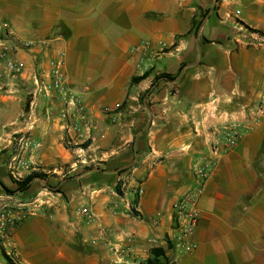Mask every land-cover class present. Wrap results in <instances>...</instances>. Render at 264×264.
Segmentation results:
<instances>
[{"label":"crops","instance_id":"0c3cea01","mask_svg":"<svg viewBox=\"0 0 264 264\" xmlns=\"http://www.w3.org/2000/svg\"><path fill=\"white\" fill-rule=\"evenodd\" d=\"M241 29L264 33V0H0V46L21 66L1 82L0 152L30 134L29 161L56 181L30 183L33 214L6 253L17 264H112L107 246L120 243L143 261L160 248L170 264H264V45L245 44ZM58 60L76 106L42 90ZM160 74L173 78L152 84ZM232 122L249 129L206 179L197 247L182 252L168 243L173 206L209 137ZM6 169L0 156L10 188ZM21 194L0 186L2 200Z\"/></svg>","mask_w":264,"mask_h":264},{"label":"built area","instance_id":"2783aa9c","mask_svg":"<svg viewBox=\"0 0 264 264\" xmlns=\"http://www.w3.org/2000/svg\"><path fill=\"white\" fill-rule=\"evenodd\" d=\"M239 36L245 44L257 43L264 45V33L254 37V34L241 29ZM148 47L146 42L135 46L134 49ZM53 68L50 70V80L47 85L42 86L44 92L53 90L62 97L63 100L69 99L67 103L76 106L78 99L71 94V91L61 72L62 62L60 60L51 63ZM21 66L8 56V50L0 46V88L1 82L6 75H15L20 73ZM257 123V122H255ZM249 129L242 122H232L214 130L208 141V155L197 162L192 168L193 184L185 194L173 206V228L174 234L168 238L172 247L189 253L195 250L196 243L192 239L194 229L198 224L199 214L197 202L200 198L204 183L210 176L213 168L216 166L218 158L229 150L235 148L242 138L243 134ZM34 142L26 137L24 133L16 138L14 145L20 149H26L33 146ZM20 170L12 172L16 177H21L25 170L29 169L27 162L20 161ZM143 193V189L137 186L134 194L138 198ZM81 213L87 218L92 216L88 208H82ZM33 214L28 205L24 203L7 204L0 199V240L5 243L10 238L11 230L16 227L27 215ZM108 251L113 257L112 264H170L168 261L148 263L141 260L132 250L129 244L112 243L108 244ZM12 257L9 253H7ZM13 258V257H12Z\"/></svg>","mask_w":264,"mask_h":264},{"label":"rangeland","instance_id":"374dc122","mask_svg":"<svg viewBox=\"0 0 264 264\" xmlns=\"http://www.w3.org/2000/svg\"><path fill=\"white\" fill-rule=\"evenodd\" d=\"M146 123H147V121H146ZM19 135L20 134L13 135L14 136V138L12 139L13 140V143L15 142L16 138H18ZM25 136L31 138L30 137V134H27L26 133ZM30 151H31L30 148L20 149V148L16 147V145H14L12 150H3V151L0 152V154H1L0 156L3 157V161L6 163V167H7L6 174H7L8 178H9L8 181L11 184V187L8 188V189L11 190L13 193L15 192L14 190L17 187V183L21 182L27 175H29L32 172H37V173L43 174L44 177L46 178V180H44V182H46L47 184H51V183L54 184V182H56V181L50 180V178H48V176L50 177V175H47L46 173H44L43 171H41V169H42L41 166L34 165V164H32L31 161H29V159H28L29 154L28 153H30ZM75 154L76 153H74V155H72V159L73 160L79 159L78 158V155H75ZM12 157L14 158L13 160L11 159ZM20 161L27 162L29 164V169L28 170H25V172L22 174L21 177H16L15 178L11 173L12 172H16L17 170H20L21 169V166L19 165V162ZM37 167H39V170L36 169ZM84 169H86V167H82L81 166L80 169H78V170H84ZM70 170H71V168L69 167V164H66L64 166L62 172H63V174H67L68 175V172ZM37 181H38V179H36V182ZM13 193H9L8 195H11ZM25 193L26 192H23L21 194L22 197H20L18 199V201H13V199H8V198H6V199L4 198L3 200H5L4 201L5 203L10 204V205L18 204V203H24V202L27 201V199H29L28 192L26 194ZM0 264H7L3 260V258L1 257V255H0Z\"/></svg>","mask_w":264,"mask_h":264},{"label":"trees","instance_id":"16d2710c","mask_svg":"<svg viewBox=\"0 0 264 264\" xmlns=\"http://www.w3.org/2000/svg\"><path fill=\"white\" fill-rule=\"evenodd\" d=\"M147 75H148V72H145L141 76L134 77V78L131 79V82L130 83L131 84H136V83L140 82L141 80L145 79L147 77ZM160 78L172 79L173 77L171 75H169V74H160L158 76H155L152 84H154ZM146 92L141 96V101H142L144 95L146 94ZM125 104H126V102L124 101L121 106L123 107V105H125ZM121 106L119 108H121ZM88 145H89V141H86V142L82 143L81 145L74 146V147L85 148ZM37 178H39L41 180H45V177H44L43 174L37 173V172H32L29 175H27L21 182L17 183V187L15 188L14 191H18L19 193H23V192L27 191L29 189L30 185H31L30 183L34 179H37ZM0 186L2 187L3 192L5 194L8 195L9 193H13L11 190H9L1 182H0ZM116 190L119 191L118 188ZM168 243H169V245H171L170 242H168ZM0 255H1V257L3 258V260L7 264H17L15 262V260L6 253V251H5L4 247H3V243H2L1 240H0ZM160 261H167V259L165 258V255H164L163 250L160 249V248H154V249H152L151 252H150V258L147 260V262L148 263H155V262H160Z\"/></svg>","mask_w":264,"mask_h":264},{"label":"water","instance_id":"95a60500","mask_svg":"<svg viewBox=\"0 0 264 264\" xmlns=\"http://www.w3.org/2000/svg\"><path fill=\"white\" fill-rule=\"evenodd\" d=\"M144 100H145V97H144ZM144 106H145V108H146V110H147V112H148V121H147V125H146V128L150 125V123H151V121H152V112H151V110L149 109V107L146 105V103H144ZM143 132V131H142ZM141 132V133H142ZM140 133V134H141ZM137 137H138V135H137ZM137 160V158L135 159V161ZM38 180H40L39 178H37Z\"/></svg>","mask_w":264,"mask_h":264}]
</instances>
